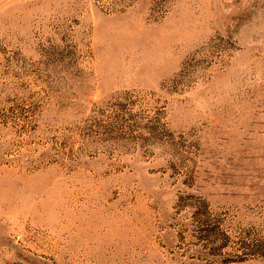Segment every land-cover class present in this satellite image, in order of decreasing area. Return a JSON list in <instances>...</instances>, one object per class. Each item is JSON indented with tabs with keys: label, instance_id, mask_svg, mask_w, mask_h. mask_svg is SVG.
I'll use <instances>...</instances> for the list:
<instances>
[{
	"label": "rangeland",
	"instance_id": "rangeland-1",
	"mask_svg": "<svg viewBox=\"0 0 264 264\" xmlns=\"http://www.w3.org/2000/svg\"><path fill=\"white\" fill-rule=\"evenodd\" d=\"M0 264H264V0H0Z\"/></svg>",
	"mask_w": 264,
	"mask_h": 264
}]
</instances>
